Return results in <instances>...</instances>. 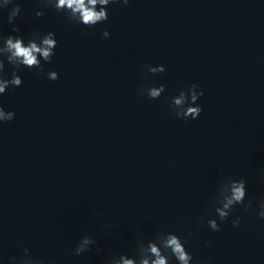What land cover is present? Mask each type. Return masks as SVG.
<instances>
[{
	"label": "water",
	"instance_id": "obj_1",
	"mask_svg": "<svg viewBox=\"0 0 264 264\" xmlns=\"http://www.w3.org/2000/svg\"><path fill=\"white\" fill-rule=\"evenodd\" d=\"M16 2L14 24L0 11V31L25 43L51 31L57 46L43 74L21 67L22 85L0 96L15 113L0 125V264L24 247L43 264H104L157 231L180 236L192 264H264V0H129L92 28ZM12 70L5 62L6 78ZM193 83L203 110L178 119L171 99ZM160 84L159 99L137 94ZM228 176L246 181L254 204L217 219L216 232L205 207ZM85 235L96 244L73 255Z\"/></svg>",
	"mask_w": 264,
	"mask_h": 264
},
{
	"label": "clouds",
	"instance_id": "obj_2",
	"mask_svg": "<svg viewBox=\"0 0 264 264\" xmlns=\"http://www.w3.org/2000/svg\"><path fill=\"white\" fill-rule=\"evenodd\" d=\"M44 8H52L56 12L63 13L68 23L72 25H84L87 28H92L98 23L108 20L107 6L112 3L122 2L127 5L129 0H39ZM12 7L9 9V6ZM8 9L7 23L14 24L15 18L21 12V6L16 0H2L0 2V11ZM37 17H42L44 11H37ZM0 23H3L0 19ZM13 33H19L18 27L12 28ZM110 32L104 30L102 37L110 38ZM57 40L54 32H47L41 35L39 32L33 33L25 43V39L21 35H4L0 31V96L5 94L6 89L10 86L13 88L20 87L23 83L21 76L18 74L21 67L38 69V74L44 73V64L51 63L55 55ZM5 62L12 67L11 78H6ZM147 73L153 75L163 73L164 65L146 66ZM47 78L55 81L59 79V74L56 71H48ZM199 85L193 83L186 90L181 89L179 94L172 97L170 108L178 119L187 120L188 118L197 119L202 112V107L197 104V101L204 95ZM166 91L165 85L160 84L158 87H145L141 85L137 89V94L140 96L147 95L149 99H159ZM167 99V98H165ZM15 118V113L5 111L0 106V125L9 122ZM247 196L246 181L235 179L230 176L222 177L209 198L208 204L205 207V214L209 217L215 215L217 218L207 219V226L216 232H219L220 222L229 219L230 214L237 205H242L245 211L253 208L254 200H249L245 203ZM257 215L261 220H264V193L259 197L257 205ZM196 225L203 227L205 224L204 216L196 218ZM240 217L237 216L232 220L233 227L240 226ZM105 228H111V225H104ZM209 243L208 241L205 242ZM96 244V240L90 236H83L79 243L75 246L73 255L80 256L81 254L91 250V246ZM100 252L99 247L96 248ZM192 264L193 256L186 250L185 241H182L180 236L172 232L157 231L151 239L137 240L134 245L132 255L120 254L110 255L106 258L104 264ZM9 264H43V261L33 259L29 254V250L22 248V254L17 260L15 256L9 257ZM199 264V262H197Z\"/></svg>",
	"mask_w": 264,
	"mask_h": 264
}]
</instances>
